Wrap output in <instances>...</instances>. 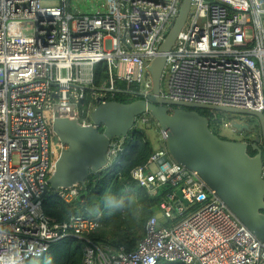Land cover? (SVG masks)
<instances>
[{"label": "built area", "instance_id": "built-area-1", "mask_svg": "<svg viewBox=\"0 0 264 264\" xmlns=\"http://www.w3.org/2000/svg\"><path fill=\"white\" fill-rule=\"evenodd\" d=\"M89 2L83 11L70 0H0V264H28L66 237L84 242L82 264H264V242L196 171L171 159L166 130L147 113L135 119V127L155 124L161 141L130 178L151 196L161 187L168 190L158 203L160 218L147 219L133 249L91 243L86 235L99 227V215H71L58 222L43 212L41 193L55 160L52 106L73 105L74 117L87 124L94 107L119 90L116 81L125 83L123 90L134 99L148 101V66L160 55L181 0ZM190 11L163 54L160 96L264 116V0H190ZM15 20L33 21V32L8 34L7 22ZM99 62H105L107 80L96 89ZM84 89L91 90L92 103L89 120L82 121L78 107ZM209 119L220 126L222 119ZM224 126L232 128L231 120ZM123 142L124 137L110 141L107 167ZM177 189L189 205L178 199ZM53 192L65 203L80 194L76 186Z\"/></svg>", "mask_w": 264, "mask_h": 264}, {"label": "water", "instance_id": "water-1", "mask_svg": "<svg viewBox=\"0 0 264 264\" xmlns=\"http://www.w3.org/2000/svg\"><path fill=\"white\" fill-rule=\"evenodd\" d=\"M208 1V0H207ZM190 0H181L179 10L159 46L160 55L148 66L152 95L148 101L108 100L98 103L90 113V122L82 124L74 117L73 105L52 106L51 131L60 144L41 197L59 187L85 186L91 173L107 167V150L113 138L126 137L135 127V119L149 114L166 130L169 156L187 169L194 170L214 191L234 217L259 241L264 242V160L257 142L221 137L210 129V119L197 110L251 116L257 120L264 152V116L252 109L181 102L160 96L164 53L169 51L177 33L185 24ZM231 132L249 131L245 121H231ZM254 151V155L248 153ZM178 199L184 204L177 189ZM86 195L80 193L78 199ZM160 218V214L156 213Z\"/></svg>", "mask_w": 264, "mask_h": 264}, {"label": "trees", "instance_id": "trees-1", "mask_svg": "<svg viewBox=\"0 0 264 264\" xmlns=\"http://www.w3.org/2000/svg\"><path fill=\"white\" fill-rule=\"evenodd\" d=\"M106 80L105 62H99L94 67L96 89L105 86ZM115 87L119 90L114 93L111 100L124 103L134 100L132 94L123 90L126 89L125 83L116 81ZM91 103V90L84 89L83 99L78 107L80 120L90 119V117L88 119L87 111ZM197 111L208 118L214 114L205 110ZM211 124L210 129L217 134V131L211 128ZM123 148L109 167L91 173L85 186H76L80 193L86 195L84 200L76 198L65 203L55 197L53 190H50L42 198L41 207L47 216L58 222L68 220L71 215H99V227L87 234L86 238L95 245L122 247L127 251L133 249L137 241L144 235L143 224L150 216L156 214L161 196L168 189L161 187L155 195L151 196L130 178L131 170L144 164L154 150L139 127H134L124 137ZM248 153L253 154L250 149H248ZM165 223L169 224L170 222L166 221ZM83 245L84 242L80 239L63 238L53 243L44 257L31 260L28 264H82ZM158 264L180 263L160 261Z\"/></svg>", "mask_w": 264, "mask_h": 264}, {"label": "rangeland", "instance_id": "rangeland-1", "mask_svg": "<svg viewBox=\"0 0 264 264\" xmlns=\"http://www.w3.org/2000/svg\"><path fill=\"white\" fill-rule=\"evenodd\" d=\"M89 0H70V4L75 6L79 10L86 11L87 6L89 4ZM55 1H43L42 5H55ZM202 22L201 19L197 20V23L200 24ZM7 33L8 34H14L16 32L20 34H31L33 32V21L31 20H15V21H8L7 22ZM247 36L250 35V31L248 30L246 32ZM165 85V80H162L161 83V88H164ZM211 112V111H210ZM214 116L217 118H220V126L216 128L214 125L211 124V128H213L215 131H217V134L219 136H224L227 139H232V140H241L243 137L246 138L248 141H253V142H259L260 141V135L258 133V123L257 120L254 117L251 116H244V115H231L229 113H222V112H213ZM230 119L231 121L233 120H238V121H245L249 127V131H236V132H231L230 129L225 125L226 120ZM139 128L143 131L144 136L146 137L148 143L150 144L152 149H157L159 147L160 143V138L159 134L157 131V128L155 124H142L139 123ZM52 151H53V157L54 159L58 156L60 152V144L54 134H52ZM13 160L16 161V157H13ZM150 169L153 170L154 166L150 165ZM144 225V224H143ZM140 230V229H137Z\"/></svg>", "mask_w": 264, "mask_h": 264}, {"label": "flooded vegetation", "instance_id": "flooded-vegetation-1", "mask_svg": "<svg viewBox=\"0 0 264 264\" xmlns=\"http://www.w3.org/2000/svg\"><path fill=\"white\" fill-rule=\"evenodd\" d=\"M234 132H236V131H234ZM258 133H259V135H260V131H259V129H258ZM222 137H224V136H222ZM241 140H246V138L243 137ZM246 141H248V140H246ZM257 144H258L259 148L262 150V151H261V158H262V160H264V152H263V147H262L261 135H260V141H259ZM252 152H253L252 155H254L255 152H254V151H252Z\"/></svg>", "mask_w": 264, "mask_h": 264}, {"label": "clouds", "instance_id": "clouds-1", "mask_svg": "<svg viewBox=\"0 0 264 264\" xmlns=\"http://www.w3.org/2000/svg\"><path fill=\"white\" fill-rule=\"evenodd\" d=\"M105 203L107 204V202L105 201Z\"/></svg>", "mask_w": 264, "mask_h": 264}]
</instances>
